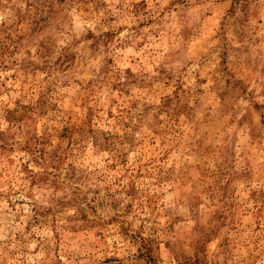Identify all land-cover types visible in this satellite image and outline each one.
Returning <instances> with one entry per match:
<instances>
[{
    "label": "rangeland",
    "instance_id": "374dc122",
    "mask_svg": "<svg viewBox=\"0 0 264 264\" xmlns=\"http://www.w3.org/2000/svg\"><path fill=\"white\" fill-rule=\"evenodd\" d=\"M0 133V264H264V0H0Z\"/></svg>",
    "mask_w": 264,
    "mask_h": 264
},
{
    "label": "trees",
    "instance_id": "16d2710c",
    "mask_svg": "<svg viewBox=\"0 0 264 264\" xmlns=\"http://www.w3.org/2000/svg\"><path fill=\"white\" fill-rule=\"evenodd\" d=\"M62 1V0H59ZM44 21L43 19L41 20ZM30 113L33 112L32 108H27ZM73 125V128L69 129L70 133L72 134L80 133V126ZM65 131V129H64ZM3 133H0V149H3V145L5 141H3ZM41 137H38L36 135H31V138L27 140V145L24 148L26 152H28L30 155L34 157L35 160H38V164L40 167H42V172L39 174H36L34 172H31L30 170L24 169V173H26V177L29 180V185H35L38 182H41V184L48 185V187H55L58 184L59 176L57 174V167L58 165L55 164V160L57 159L56 152L49 153L48 156L43 151V148L41 147L43 143L41 142ZM11 145V144H10ZM46 155V158H45ZM49 168V170H47ZM40 215H44V213L39 212L37 210L32 211V216L26 220V225H30L31 222L36 223L37 217ZM73 225H69L67 227L68 229L72 230ZM79 228V227H77ZM58 261V260H57Z\"/></svg>",
    "mask_w": 264,
    "mask_h": 264
}]
</instances>
